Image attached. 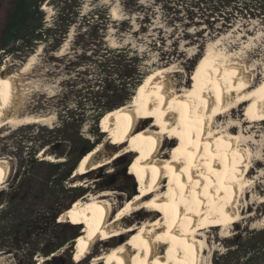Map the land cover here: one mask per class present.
Instances as JSON below:
<instances>
[{
	"label": "bare ground",
	"instance_id": "obj_1",
	"mask_svg": "<svg viewBox=\"0 0 264 264\" xmlns=\"http://www.w3.org/2000/svg\"><path fill=\"white\" fill-rule=\"evenodd\" d=\"M214 44L200 58L191 84L175 81L172 66L158 68L145 76L128 104L101 117L106 145L114 139L124 151L101 159L102 148H94L80 159L75 174L132 157L128 174L142 172L144 181L124 207L114 202L116 192L103 190L82 196L60 214L61 221L82 225L73 246L76 263L86 260L101 238L111 251L102 247L84 264H201L206 233L238 221L239 195L252 180L247 173L259 133L255 124L264 120V69L248 67L242 54ZM26 86L19 73L0 69V131L46 119L21 115ZM142 118L149 121L145 127ZM167 145L170 151L164 152ZM46 160L55 161L49 155ZM9 176V163L0 160V186ZM133 214L144 219L124 227ZM0 264H7L3 256Z\"/></svg>",
	"mask_w": 264,
	"mask_h": 264
},
{
	"label": "rangeland",
	"instance_id": "obj_2",
	"mask_svg": "<svg viewBox=\"0 0 264 264\" xmlns=\"http://www.w3.org/2000/svg\"><path fill=\"white\" fill-rule=\"evenodd\" d=\"M10 1L0 0V29L4 24L6 10L9 7ZM144 1L142 0V2ZM45 5L47 6V9H44L46 21L49 23L54 10L50 4ZM102 9L107 10L111 20L126 22L130 26L127 31L117 30L115 26H110L106 35L108 45L110 47H120L129 44L138 52L145 53L147 60L142 65L145 76L158 68L172 66V70L177 75L173 78L175 81L180 83L188 79L189 84H191L195 77L193 73L195 72L196 65L205 54L207 46L213 43H216L214 44L215 48H221L225 52L242 54V57L244 56L248 60V67L258 64L259 67L256 71L261 72L264 69V21L260 18L245 20L237 14V17H233L228 21L226 17L225 19H223L224 17L207 19L198 14L196 18L190 21L184 16L185 12H182L176 16L175 21H169V16L173 15L164 14L158 8L156 15H154L155 17H152V23L150 26L147 25V31L143 33V31L139 30V20L141 19H137L138 16L136 14H130L120 0H85L82 3L83 14ZM137 30L140 32L135 33ZM74 33L75 29L71 28L66 40L54 51L47 44L37 45L33 54L25 56L4 55L0 51V69L5 68L9 73H19L22 76L24 84L27 85V94L25 95L26 99L21 115L45 116L46 118L39 123L15 125L5 129L6 131L3 129L0 131V160H6L10 165L8 181L0 186V213L12 207V202L9 199L16 194L15 191L22 183L23 179L17 173L19 163L24 159V161H28V166L32 165L29 157L32 156L39 144V136L36 137V125H44L48 128L57 125L59 123L58 113L63 112L62 107L74 106L73 104L79 99L78 94L82 93V96L84 93V87H82L84 85L83 81L90 79V77L94 78L92 74H88L87 76L82 73L85 67L88 66L90 68L91 63L84 59L87 58L86 54L82 53L83 51L74 43ZM76 42L80 43L81 41L76 40ZM31 55L35 56L30 66L26 67L30 62ZM172 75L171 77H173ZM96 89L95 87L94 90ZM84 103L87 104V107L83 109V112L86 117L89 116V119L93 115L91 107H89V101ZM245 109V106L238 108L241 115L244 114ZM153 118L154 121L160 123L157 116H153ZM261 121L263 122L262 124H255L256 129L254 131L258 130L259 133H255L257 136L254 137V151L247 173L248 178L252 179L251 185L249 184L247 188H244L237 202L240 217H238L237 222L241 228L247 226L250 229H259L264 226V215L260 213L264 211V206H259L261 203L259 202V198L264 197V120ZM148 123L149 121L145 118L141 119L143 127ZM98 128L102 131L100 121ZM94 129L95 125L91 121H87L81 129L82 137L92 139V135L89 132ZM67 134H70V132L68 131ZM108 137L109 135L105 133L100 138V143L95 147L96 149L102 148L100 153L101 159L112 158L114 153L124 151L123 148H117L113 144L116 142L114 139L109 141V146L106 145ZM214 137L218 138V135L216 134ZM69 145L70 142L67 140L55 142L54 146H46L42 149L44 151L43 156H39V152L35 157L48 162L60 163L63 161L64 156L58 158L59 156L55 155L54 152L65 154ZM170 148L171 146L167 145L163 147V151L169 152ZM48 155L52 157V160L55 159V161L46 160ZM133 159L132 157L120 158L100 170L93 171L87 175H76V171H74L73 176L63 182V187L71 185L73 182H69L68 180L73 178L75 185L88 188L87 194L84 196L89 193L95 194L99 191L111 190L118 194V198L114 202L122 204L119 207H124V201L134 198L133 195L140 191L144 181L142 172L137 173L135 177L128 174ZM49 172V169L45 166H31V177H35L36 175L44 176ZM137 175L140 180L139 186H137ZM168 181L165 183L167 186ZM133 184L135 193L130 195ZM38 194L40 198H36L42 199V201L45 200L43 203L46 204L48 202L46 199L49 196L43 192ZM57 196L61 198L66 197L64 191H60ZM55 200L52 199V202H55ZM117 209L118 207H115L114 213ZM60 214L57 216L55 223H72L68 219L61 221ZM141 217L133 214L128 222H123L124 227L134 222H141L144 219ZM8 225H11L10 222H8ZM80 226L82 225L80 224ZM229 226V228L222 230L221 225H219L216 229L213 230L211 228L206 233V245L201 264H211L212 253L214 251H223L222 240L236 232L234 224ZM81 231H83L82 228H77L78 235L81 234ZM66 236L67 233L62 231V228L58 229L51 225L46 226V229H43L40 233H34L33 230L28 231L26 234L28 245L16 243L12 246L10 242L13 240L11 234L10 238H7L8 244L5 243L4 247H2L4 250L0 251V256H3L7 264H28L29 262H33V264H84L91 259L92 255L98 254L103 248L108 247L109 252L112 249L108 245L101 243L104 240L100 238L93 247V251L87 256L88 258L79 263L74 261V244L71 249L68 248V244H65L53 254H47L48 248L53 247L55 243L60 242ZM30 254H32V258L29 261ZM171 258L173 259L174 256L171 255ZM107 261L105 260V262Z\"/></svg>",
	"mask_w": 264,
	"mask_h": 264
},
{
	"label": "trees",
	"instance_id": "obj_3",
	"mask_svg": "<svg viewBox=\"0 0 264 264\" xmlns=\"http://www.w3.org/2000/svg\"><path fill=\"white\" fill-rule=\"evenodd\" d=\"M84 1L11 0L6 10L4 24L0 29V51L4 55H30L39 44H47L52 51L57 50L66 40L71 28H74V43L86 54L87 58L84 59L91 63L90 68L85 67L82 73L87 76L92 74L94 78L90 77L83 81L84 93L82 96V93L78 94L79 99L74 106L62 107L63 112L58 113L57 125L49 128L36 125L39 144L29 157V161L32 163L31 166H45L50 172L44 176L31 177V166H28V161L22 159L19 163L17 173L23 179L22 183L15 191L16 194L9 199L12 207L0 213V251L4 250L2 247L5 243L8 244L7 238H10L11 234L12 246L16 243L28 245L26 240L28 231L40 233L46 226L51 225L58 229L62 228L67 236L48 248L47 254H53L65 244L69 245V249L72 248L78 236L77 228L82 227L75 223H55V220L73 202L87 194L88 188L75 185L73 178L68 180L73 182L68 187H63V182L73 176L80 159L100 143V138L105 134L98 128L101 117L128 104L136 88L145 78V72L142 70V65L147 60L145 53L138 52L129 44L110 47L106 41L110 26L124 31L129 30L130 26L126 22L111 20L104 9L83 14ZM120 1L130 14H136L137 19H141L139 30L143 33L147 31V25L150 26L152 23V17H155L158 8L164 14L173 15L169 16V21H175L176 16L182 12H185L184 16L190 21L198 14L207 19L226 17L228 21L239 14L245 20L260 18L264 21V0ZM45 4H50L54 10L49 23L46 21L45 10L42 9ZM76 40L81 42L78 43ZM87 101L93 114L89 119L83 112L87 107L84 102ZM87 121L95 125V129L89 132L92 139L82 137L81 134V129ZM68 131L70 134H67ZM62 140L70 142L65 154L54 152L58 158L64 156L62 162L53 163L35 157L46 146H54L55 142ZM132 187L130 195L135 193L134 184ZM60 191L65 192V198L57 196ZM40 192L49 196L46 204L43 203L45 200L38 199ZM56 192L58 193L55 194ZM52 199H56L55 202H52ZM259 206H264V202ZM260 213L264 215V211ZM8 222L11 225H8ZM234 227L236 232L222 240L223 251L212 253L211 264H264V226L259 229H250L247 226L241 228L236 222ZM31 258L32 254L29 255V261Z\"/></svg>",
	"mask_w": 264,
	"mask_h": 264
}]
</instances>
